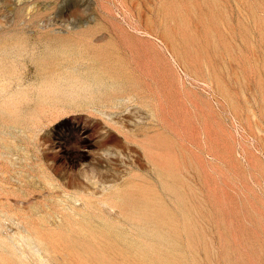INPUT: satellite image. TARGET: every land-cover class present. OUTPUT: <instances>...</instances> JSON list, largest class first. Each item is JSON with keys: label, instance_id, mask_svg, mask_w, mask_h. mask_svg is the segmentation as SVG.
I'll return each instance as SVG.
<instances>
[{"label": "rangeland", "instance_id": "374dc122", "mask_svg": "<svg viewBox=\"0 0 264 264\" xmlns=\"http://www.w3.org/2000/svg\"><path fill=\"white\" fill-rule=\"evenodd\" d=\"M0 264H264V0H0Z\"/></svg>", "mask_w": 264, "mask_h": 264}]
</instances>
